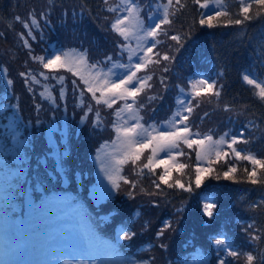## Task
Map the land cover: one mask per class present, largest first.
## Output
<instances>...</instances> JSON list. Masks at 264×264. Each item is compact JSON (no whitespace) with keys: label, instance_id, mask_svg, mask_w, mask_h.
<instances>
[{"label":"trees","instance_id":"trees-1","mask_svg":"<svg viewBox=\"0 0 264 264\" xmlns=\"http://www.w3.org/2000/svg\"><path fill=\"white\" fill-rule=\"evenodd\" d=\"M138 2L142 7L141 15L147 22L149 13L157 10L165 0ZM109 3H118V0H109ZM226 4L233 18H238L239 0H226ZM50 7L49 22L46 24L39 20L41 27L32 29L35 40L27 36L28 30L20 22L15 21L16 16L22 20L28 19L29 12L39 19V13ZM202 12L199 5L186 0V7L173 18L171 27L166 26L169 35L185 34L183 47L179 51L174 50L175 42L168 36L159 37L161 44L158 50L161 53L168 51L175 59L168 65L171 69L169 73L153 69L155 74L150 82L153 88L139 97V102L145 104L140 111L144 118L142 123L145 127L161 126V122L169 119L177 106L176 98L180 95L177 85L188 92L190 80L201 77L219 79L224 86L219 106L215 98L211 103L204 101L190 119L193 131L203 134L211 129L215 140L226 131L239 134L243 130L244 138L249 139L250 143L237 147L264 158V102L254 95V87L245 84L241 75L249 74L258 82L264 81V15L243 25L220 24L208 28L198 23ZM114 15L106 11L103 0H86L83 12L81 0H54L53 6H49L48 0H0V32L4 33L0 36V44L6 45L5 51L0 50V167L6 171L21 167L24 171L23 178L15 179L16 202L13 200L9 208L19 207L21 211H15L13 215L22 216L26 196L35 203H41L44 197L53 193H64L86 206L83 213L88 223L104 230L107 238L116 243L125 258L140 262L147 260L150 264H188L199 253L202 264L205 261L216 264L218 249L212 241L223 233L233 249L241 253L253 252L259 264L264 240L258 244L249 243L241 227L253 220L258 228L264 227V209L253 211L249 208L250 204L264 198V187L234 183L223 178L217 180L214 172L196 188L192 171L197 163L195 152L186 147L183 150L188 155L178 157V162L190 167L185 169L183 176L174 171L173 177L185 184L191 177V192L167 189L162 185L164 194L147 195L156 191L152 185L156 177L143 169L145 175L141 178L136 175V167L129 163L121 174L138 181L137 187L132 190V197L127 195L130 186L123 182L119 191H112L102 200L96 202L91 197V191L98 183L95 158L116 136L112 130V122L117 121L113 110L122 102L114 105L113 109L101 105L102 124L93 127L97 106L91 101L90 94L85 93V105L91 101L94 111L85 116L82 123L80 118L84 115L85 106L78 105L77 98L84 85L63 69L50 73L31 60L18 33L24 34L32 45L33 54L37 56H50L54 52L73 54L72 50L75 49V53L87 50L89 62L103 61L105 55H114L118 51L116 42L120 38L108 27V21ZM114 58L128 63L127 52ZM28 71L36 76L39 83H32L29 78V84L25 85L19 73ZM41 72L49 77L63 75L65 80L63 83L55 79L45 80ZM220 73H223L222 77ZM162 75L167 76V90L160 85ZM8 80L12 83L8 84ZM73 80L77 81L75 89ZM45 87L51 92L55 103L40 97ZM61 88L64 89V100L59 99ZM153 95L157 99L148 101V96ZM225 103L237 110L243 109L244 114L225 112ZM204 112L209 115L201 120L199 117ZM147 153L146 150L142 162H146ZM12 154H16L17 158L13 159ZM58 160L62 161V167L58 166ZM229 163L238 166V177L243 175L245 167L251 169L247 161H235L233 158ZM215 167L217 172L226 170L221 165ZM156 172H163V167L156 169ZM141 188L144 192H141ZM153 201L157 202L156 205ZM206 202L216 205L212 218L203 214ZM165 221L170 222L172 227L165 231L163 237L157 238L156 232ZM116 227L134 231L136 235L130 241L116 240ZM161 244L167 247H161ZM219 255L224 256V253ZM225 258L233 261V264H245L243 256L238 259Z\"/></svg>","mask_w":264,"mask_h":264},{"label":"snow or ice","instance_id":"snow-or-ice-1","mask_svg":"<svg viewBox=\"0 0 264 264\" xmlns=\"http://www.w3.org/2000/svg\"><path fill=\"white\" fill-rule=\"evenodd\" d=\"M86 0H81V11H84V4ZM195 5H199L201 9H208L210 5H215L214 12L201 13L198 23L201 26L213 28L223 24L228 25H243L245 22L260 18L264 15V0H239V9L236 14L238 18H233V13L228 10L226 0H191ZM106 6V11L114 13V17L108 21V27L120 39L116 42L118 51L114 55H105L103 61L97 60L89 62L87 50L78 55H70L68 52L54 53L50 56L34 55L32 52V45L23 33H18L20 40L23 42V47L28 49V56L31 60L38 62L43 69L50 73H56L63 69L77 77L79 82L84 85L80 89V96L78 105H84V115L80 120L83 123L85 116L94 111L93 104L95 102L96 110L94 112L93 127H100L102 124L100 118L99 106L103 105L108 109H113L114 105L122 102L119 107L113 110V115L122 123L117 124L112 122V130L116 134L114 145L118 146L117 152L112 154V165L110 168L101 166V170L105 172V178L111 185V190L103 183L98 185V195L100 197H108L111 191H119L120 184L129 185L130 190L127 195L133 196V189L137 187L138 181L130 180L122 175L124 166L129 163L136 167V175L141 178L144 177L143 169L148 170V174L155 176L152 180V185L156 189L155 192L146 193L151 196H160L164 194V188L179 189L184 192L192 191L193 180L190 177L188 184H185L181 179L174 178L173 172L179 173L181 176L185 175V169L190 166L185 163L178 162V157L187 156L188 154L183 150L184 147L195 152L197 163L192 167L194 172V184L199 188L207 176L216 173L215 179L223 178L226 181L234 183H248L251 185H260L264 187V158H258L256 154L251 151L239 149V144H249L250 140L244 138V132L241 130L239 134L224 132L219 139H213L211 129L207 133L201 134L198 131H193L190 119L192 118L196 109H198L204 101L212 102L215 98L217 106L223 93V84L217 80H210L205 77L193 79L189 81V90L185 92V88L177 85L181 96L176 100V108L168 120L161 122L160 125H148L142 123L143 116L140 115L141 109L145 108L144 103L139 102V97L146 94L148 90L153 88L152 83L155 70L162 73H169L171 69L169 64L175 59L168 51L161 53L158 46L161 44L159 37L168 36V39L175 42V51H179L183 47L184 35L181 33L169 35L167 28L173 24V18L177 16L182 9L186 7V0H165L159 5L157 10L149 13L147 22L141 15L142 7L138 0H118V3H109V0H103ZM49 6H53L54 0H48ZM39 13V19L33 12L28 13V19L22 20L20 16L15 17V21L20 22L27 31V36L33 40L36 36L33 35L32 29L40 28L39 20H43L46 24L49 22V12ZM159 13L158 15L156 13ZM123 13V15H121ZM108 20L107 17H105ZM191 31V29H189ZM4 33L0 32V36ZM135 40L136 45L132 47L129 41ZM122 41V42H121ZM171 47V46H170ZM155 50V51H154ZM75 53V49L72 50ZM128 53V63H121L114 57H121ZM139 53V55H137ZM136 62L133 63V58ZM105 69H107L105 71ZM114 69H122L123 71L115 72ZM6 72V69H4ZM144 73V75H140ZM20 77L23 78L25 85L29 84V78L32 83H39L36 76L28 72H20ZM41 76L45 80L55 79L59 83H63L65 77L63 75H52L49 77L41 72ZM242 80L245 84L254 87V95L264 102V81H259L251 77L249 74L242 73ZM223 76V73H220ZM161 87L164 90L168 89L167 76L162 75L159 78ZM8 84L12 81L8 80ZM73 88H76L77 81H72ZM31 92L32 89L29 88ZM47 93V96L45 95ZM85 93L90 94L91 101L85 105ZM42 99H49L55 103L51 92L45 87L44 92L40 93ZM64 89L61 88L59 99L64 100ZM162 98V97H160ZM157 99V96H148V101ZM130 101V102H129ZM14 107V106H13ZM39 108V105H36ZM225 112H232L235 115H243V109L237 110L232 105L225 103L223 105ZM209 115L204 112L199 118L203 120ZM129 120L134 123L129 124ZM252 123V121H249ZM247 127V125H245ZM183 146V147H182ZM150 154L146 157V162H142V157L145 151ZM160 153H165L166 158H159ZM234 158L235 161H247L251 165V169L245 167L243 175L238 177L239 168L235 163H229V160ZM138 162H141L138 165ZM58 166L62 167V161H57ZM216 165H221L226 170L217 172ZM163 167V172L157 173L156 169ZM144 192V189H140ZM156 205V201L152 202ZM216 205L214 202H206L203 205V214L209 218L214 216V209ZM253 211L257 209H264V198L256 203L249 205ZM145 227H147L145 225ZM172 224L165 221L163 227L156 232L157 238L163 237L166 230L170 229ZM241 231L248 238L249 243H259L264 240V227L258 228L256 221L253 220L245 226L241 227ZM136 235L134 231L122 230L118 239L130 241ZM212 243L218 249V256L216 264H233V261L225 257H232L238 259L243 256L245 264H257V256L253 252L241 253L232 248L228 242L227 237L221 233L218 238H215ZM161 247L167 246L161 244ZM92 250L91 243L84 240L82 253H88ZM219 253H224L220 256ZM3 264H8L4 260ZM141 264H150L149 261H142ZM207 264V262H203ZM259 264H264V250L259 254Z\"/></svg>","mask_w":264,"mask_h":264},{"label":"rangeland","instance_id":"rangeland-1","mask_svg":"<svg viewBox=\"0 0 264 264\" xmlns=\"http://www.w3.org/2000/svg\"><path fill=\"white\" fill-rule=\"evenodd\" d=\"M215 10H217L215 5L203 9L204 13L209 14ZM130 42L132 47H135L136 41L131 40ZM5 49L6 45L0 44V50L5 51ZM78 54L80 53L70 55ZM132 62H136L135 57ZM114 71L123 70L114 69ZM116 123L120 124L122 121L117 120ZM132 123L134 121L129 120V124ZM114 140H116V136ZM113 141L109 146L103 148L95 158L98 185L103 183L110 190L111 185L105 178V172L101 170V166L110 168L112 165V154L118 149ZM147 154L149 155L150 152L148 151ZM13 157L15 158L16 155L14 154ZM159 158H166V154L160 153ZM11 176L3 177L0 173V264H3L4 260L8 261V264H127L125 262L141 264L135 259L125 260L121 252L110 255L113 249H117V246L110 241L96 245L93 234L95 227H89L85 223L81 209L64 195L47 198L43 205L37 209L33 208L30 201L27 200V211L23 221L19 217L13 219L1 213L4 202H8L9 196H11L7 192V188L12 184ZM98 185L92 191L94 199L103 198L98 195ZM82 207L86 206L83 204ZM116 231L119 233L117 234L118 238L122 229L117 227ZM84 240L90 241L92 247V250L86 254L81 252ZM188 264H202V259L199 255H195Z\"/></svg>","mask_w":264,"mask_h":264}]
</instances>
